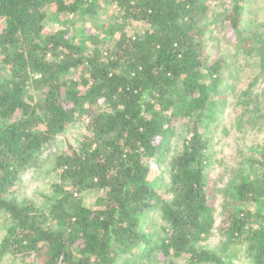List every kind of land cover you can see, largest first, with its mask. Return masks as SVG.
Segmentation results:
<instances>
[{"label": "trees", "instance_id": "obj_1", "mask_svg": "<svg viewBox=\"0 0 264 264\" xmlns=\"http://www.w3.org/2000/svg\"><path fill=\"white\" fill-rule=\"evenodd\" d=\"M212 1L0 0V213L8 220L0 258L115 264L141 247L164 264L182 257L235 264L244 247L250 264H264V146H251L227 189L218 227L226 249L201 246L216 221L207 129L219 119L228 66L206 50ZM105 2L121 14L100 34L71 33L70 16L85 20ZM244 4L227 0L225 9L235 50L264 60V30L241 26ZM61 16L64 28L45 31V22ZM134 22L145 29L130 36ZM83 120L77 145L55 157L59 181L49 208L12 197L44 147ZM153 163L168 169L169 199L150 179ZM85 192L102 193L93 209ZM154 208L163 221L158 231L142 227Z\"/></svg>", "mask_w": 264, "mask_h": 264}, {"label": "rangeland", "instance_id": "obj_2", "mask_svg": "<svg viewBox=\"0 0 264 264\" xmlns=\"http://www.w3.org/2000/svg\"><path fill=\"white\" fill-rule=\"evenodd\" d=\"M245 8L241 26L244 29L259 28L264 30V0H245ZM227 0H215L211 3L212 21L207 36L206 50L209 55L223 56L228 66L223 74L222 94L223 104L217 122L207 129L210 140L211 164L207 167L208 196L214 209L215 227L212 234L201 246L209 249H226L225 240L218 227L221 223L225 207L228 202L227 189L239 175V170L244 166V159L251 146H264V60L260 54L245 57L235 50L232 31L225 18ZM121 14L117 8L108 3H102V8L94 16H86L85 20L79 16H70L74 24L71 33L84 31L86 34L97 35L116 15ZM67 19H54L45 22V31H55L64 28L60 22ZM3 22H0V28ZM145 27L140 23H132L128 34L134 35L143 31ZM1 61V55H0ZM2 72L5 67L0 62ZM7 69V68H6ZM88 120H83L71 125L51 144L44 147L36 163L22 174L20 181L12 195L17 200L33 201L39 208L47 210L50 200L54 196L53 185L59 181L58 173L54 167L56 155L67 150V145H77L80 135L85 132ZM179 130L174 138L173 148L182 149L186 123L181 121ZM186 137V136H185ZM150 179L160 196L170 197L165 190L170 182L166 166H151ZM101 192H85V205L91 209L95 207ZM7 217L0 213V244L5 234ZM163 224L160 211L154 208L146 213L142 227L153 228L157 231ZM145 250V249H144ZM141 247L134 249L132 255H119L115 264H164L158 259L157 252L146 250L141 254ZM244 247L234 252L235 264H250ZM187 257L176 260V264H187ZM0 264H38L33 260L22 261L6 255L0 258Z\"/></svg>", "mask_w": 264, "mask_h": 264}]
</instances>
